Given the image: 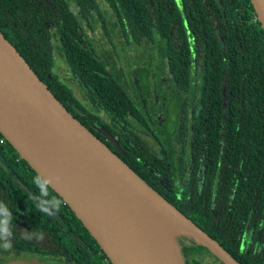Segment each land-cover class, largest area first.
Masks as SVG:
<instances>
[{
  "label": "trees",
  "instance_id": "16d2710c",
  "mask_svg": "<svg viewBox=\"0 0 264 264\" xmlns=\"http://www.w3.org/2000/svg\"><path fill=\"white\" fill-rule=\"evenodd\" d=\"M95 25L107 38L117 29L130 50L152 48L165 80L155 87L144 67L130 77L105 58L113 55L98 51ZM0 32L158 197L244 264H264V250L240 251L248 219L250 231L256 213L264 216V29L251 0H0ZM54 53L83 100L57 74ZM0 157V246L65 264H113L1 130ZM241 214L249 215L242 226ZM177 241L183 264H224L190 237Z\"/></svg>",
  "mask_w": 264,
  "mask_h": 264
},
{
  "label": "water",
  "instance_id": "95a60500",
  "mask_svg": "<svg viewBox=\"0 0 264 264\" xmlns=\"http://www.w3.org/2000/svg\"><path fill=\"white\" fill-rule=\"evenodd\" d=\"M177 1L181 4V0ZM251 1L264 29V0ZM0 36L12 50L10 57L3 55L0 51V103L10 106L14 115H20L24 121L31 124L32 129L37 130L35 136L38 133L42 135L39 139L40 143L43 144L42 147L45 145V149L52 152V156L57 147L60 164H66L65 161L68 160L103 190L112 207L113 219L110 228L109 224L107 227L111 232L115 256L110 255L102 246L92 228L80 215L78 211L80 202L76 196H73L68 188L62 187L51 176L41 160L37 156L35 159L30 154L27 146L21 142L9 140L22 157L77 214L113 264H150L147 262L149 257L137 253L136 247L131 245L135 241L136 225L145 226L144 222L150 221L151 215H159L163 221V227L166 229L168 226L166 230L172 229L170 224H166L169 219L179 222L182 225L179 235L194 239L224 264H241L193 221L158 197L115 153L68 111L1 32ZM101 130L106 139L121 152L122 149L114 137L104 129L101 128ZM56 166L59 167L57 164ZM49 169L54 170V166ZM173 235H177L176 230ZM172 236L169 238L177 253L174 252L176 259L173 263L167 259L164 264H183L177 243ZM0 262L3 264H51L41 262L32 253L5 246L0 247Z\"/></svg>",
  "mask_w": 264,
  "mask_h": 264
},
{
  "label": "bare ground",
  "instance_id": "6f19581e",
  "mask_svg": "<svg viewBox=\"0 0 264 264\" xmlns=\"http://www.w3.org/2000/svg\"><path fill=\"white\" fill-rule=\"evenodd\" d=\"M0 51L3 55H11V48L0 36ZM36 129L30 131V136H35ZM54 155L51 163L54 170H50L51 176L64 188H68L73 196H76L80 202L78 211L86 223L92 228L96 237L102 246L109 252L110 255L115 256V251L112 246L111 232L109 228L113 219L112 207L109 199L82 170L75 168L68 160L66 164L58 162L57 147H55ZM59 153V152H58ZM56 164L59 166L57 167ZM68 164V165H67ZM59 168V169H58ZM55 169H58L57 172ZM49 172V171H48ZM150 221L143 224L136 225L135 246L137 253L149 257L150 264H164L167 259L173 263L176 259L175 250L170 241V236L175 234V230H166L163 227V221L159 215L149 217ZM141 251V253L139 252ZM153 263H151V262Z\"/></svg>",
  "mask_w": 264,
  "mask_h": 264
},
{
  "label": "rangeland",
  "instance_id": "374dc122",
  "mask_svg": "<svg viewBox=\"0 0 264 264\" xmlns=\"http://www.w3.org/2000/svg\"><path fill=\"white\" fill-rule=\"evenodd\" d=\"M95 28L96 31L94 33L92 32L91 34L98 51L106 53L107 55H113L106 56L105 58L111 59L115 65L119 66L118 68H124L126 73L127 71L130 72V77L133 76L132 73H135L137 77H139L140 73H138L137 69L144 67V71H146L148 75L147 80L149 84L152 82L151 85L154 84L156 87L157 82L159 83L160 81L165 80V76H163L164 73L162 70H160V56H150L151 52L153 51L152 48L142 47L141 49L131 48L130 50L125 44V39L117 29L110 38H107L104 36V32L99 29L98 25H95ZM115 51L117 56H115ZM54 58L56 60L57 74L62 78V80L68 83L76 96L80 100H83V93L75 81L71 78L67 64L64 63L63 59L57 53H54ZM160 94L163 99L168 98L165 93L161 92ZM32 128L33 126L27 121H24L20 115H14L13 109L10 106H4L0 103V129L2 132L8 139H11L15 142H21L23 145L27 146V148L30 150V154L33 155L35 159V156H37V158L41 160L43 166L49 170V168H52L53 166L51 163L52 152L46 150L45 145L42 147L43 144H41L39 140L40 137H42L40 133H38L35 137L30 136V131ZM0 160H2L1 157ZM51 215L54 218L59 219L56 213H51ZM166 224H170L171 228L176 230L177 235H173L172 238L174 242L177 243V248L179 249L177 239L179 237V230L182 228V225L179 222H175V220L172 218L169 219ZM166 229H168V226Z\"/></svg>",
  "mask_w": 264,
  "mask_h": 264
},
{
  "label": "flooded vegetation",
  "instance_id": "af4514ba",
  "mask_svg": "<svg viewBox=\"0 0 264 264\" xmlns=\"http://www.w3.org/2000/svg\"><path fill=\"white\" fill-rule=\"evenodd\" d=\"M103 129V128H102ZM103 132V131H102ZM104 134V133H103ZM106 138V137H105ZM107 140V139H106ZM108 141V140H107ZM109 142V141H108ZM217 184V183H216ZM260 201H263V197L258 194V196L256 197V202H258L257 204L260 203ZM241 226L242 224L245 223L246 219L249 217V215H244L241 214ZM256 223H254L253 226H251V230L249 231L248 228V224H249V219L247 224L245 225V230L242 234V238L240 241V251L243 253H255L257 254L258 252H261L264 250V216L261 215V212L256 213ZM234 227H236V222L232 223ZM199 227V226H198ZM200 228V227H199ZM202 229V228H201ZM203 230V229H202ZM205 231V230H203ZM206 232V231H205ZM210 237H212L214 240H216L222 247H224L216 238L213 237L212 234L214 233H209L206 232ZM194 240V239H192ZM195 241V240H194ZM229 246V245H228ZM3 247V246H0ZM6 247V246H5ZM230 247V246H229ZM9 248V247H8ZM225 248V247H224ZM16 249V248H14ZM226 249V248H225ZM20 250V249H19ZM227 250V249H226ZM228 251V250H227ZM229 252V251H228ZM230 253V252H229ZM36 256V255H35ZM233 256V255H232ZM41 262H47V263H51V264H65L64 262H60L59 259L56 258H40L38 256H36ZM237 261H239L241 264L245 263V258L244 255H240V256H233ZM0 264H3L2 262H0Z\"/></svg>",
  "mask_w": 264,
  "mask_h": 264
}]
</instances>
